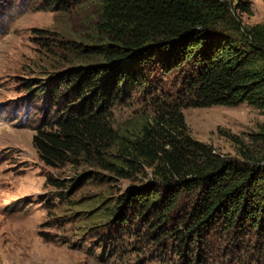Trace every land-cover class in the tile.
<instances>
[{"label":"rangeland","instance_id":"rangeland-1","mask_svg":"<svg viewBox=\"0 0 264 264\" xmlns=\"http://www.w3.org/2000/svg\"><path fill=\"white\" fill-rule=\"evenodd\" d=\"M225 1L242 31L264 25V0ZM100 11L101 0H0V264H264V235L256 229L228 230L215 219L192 236L179 225L189 207L162 223L135 216L124 195L146 189L154 177L142 162L125 166L114 145L101 155L105 164L77 159L50 167L39 158L33 128L49 110L28 97L24 83L101 63L84 53L100 44ZM146 72L150 89L131 92L111 110L113 130L128 137L189 96L185 69L163 72L150 63ZM181 111L189 135L221 158L250 157L264 166L263 110L241 103ZM47 178L66 188L46 184ZM123 208L130 219L120 225L115 215Z\"/></svg>","mask_w":264,"mask_h":264},{"label":"trees","instance_id":"trees-1","mask_svg":"<svg viewBox=\"0 0 264 264\" xmlns=\"http://www.w3.org/2000/svg\"><path fill=\"white\" fill-rule=\"evenodd\" d=\"M230 7L225 0H101L100 44L84 53L102 62L24 83L28 97L49 110L33 126L41 161L50 167L77 159L104 163L101 155L114 145L125 166L142 162L154 177L146 189L124 195L135 216L162 223L189 207L179 225L192 236L215 219L228 230L245 225L264 235V166L250 157L221 158L189 135L181 111L241 103L264 111V25L242 31ZM150 63L163 72L185 69L189 96L147 119L134 136L122 135L112 128V107L150 87ZM106 167L117 170L113 163ZM46 184L66 188L63 180ZM115 219L124 225L130 217L123 208Z\"/></svg>","mask_w":264,"mask_h":264}]
</instances>
